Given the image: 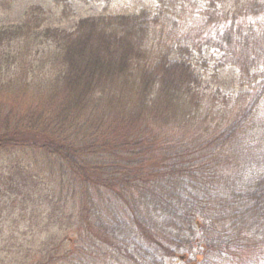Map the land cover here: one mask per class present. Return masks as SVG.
Instances as JSON below:
<instances>
[{"label":"trees","instance_id":"1","mask_svg":"<svg viewBox=\"0 0 264 264\" xmlns=\"http://www.w3.org/2000/svg\"><path fill=\"white\" fill-rule=\"evenodd\" d=\"M132 1L0 27V222L50 211L10 264H264V0ZM211 61L246 91L213 90Z\"/></svg>","mask_w":264,"mask_h":264},{"label":"rangeland","instance_id":"2","mask_svg":"<svg viewBox=\"0 0 264 264\" xmlns=\"http://www.w3.org/2000/svg\"><path fill=\"white\" fill-rule=\"evenodd\" d=\"M153 0H148L146 3L152 4ZM147 4V5H148ZM31 5H43L45 7H49L53 9V15L52 19L49 21V26L52 27H58L61 30H68L71 31L74 29L76 23L80 18L86 17V16H94L99 13H108V14H120L124 12H131V11H137L140 8H143L146 6V4H141L137 1L132 0H107L106 2H97L96 0H74V6L72 7L74 10V17L70 18V20L65 22H59L57 19L59 18V14H61L63 7L55 8L54 4H51L50 1L45 0H6L5 2H0V27H6L11 25H17L21 22L23 19L24 13L26 9ZM153 6V5H152ZM72 10V11H73ZM194 18H199L201 16V12H193ZM211 57H208L210 59ZM198 71L202 75L203 80L213 89V90H220L225 95L230 94H238L241 92L246 91L245 87H242L241 85V74L240 70L234 66H228L217 69L215 67L214 63L211 61L208 65H203L202 63L198 64ZM211 89V90H212ZM16 156H13L12 158L7 155L0 156V169H3V167L7 166V164L10 161H16ZM28 163V162H26ZM9 165V164H8ZM26 164H23V167H26ZM9 182V181H8ZM28 184V183H27ZM22 187V186H21ZM20 187V188H21ZM2 191L5 194L4 200H12L15 198L14 195H10L13 193H19L17 191L10 192L4 189L2 186ZM20 191H23L21 188ZM2 196V193H1ZM19 200H22V193L19 195ZM42 204V203H41ZM34 209L33 205L31 209H34L35 211L29 215L27 222H42L40 225H37L35 223H32L33 227L37 229L39 227L40 230H46V222H48V216L50 217V214L48 210H46L47 206L39 207ZM49 209V208H48ZM53 208H50L49 210H52ZM7 210V208H6ZM22 221H25V218H22L17 221V223H20ZM13 226H16L15 222H10ZM9 222H3L1 224L0 222V242L3 240L8 239V235L13 233V228L11 227V224ZM24 226L20 225V228L17 229L15 233H13L17 238L12 239L10 243H0V264H10L12 261V256L14 255V250L18 247L16 246L18 243L22 242L24 243H30L32 240V236L36 235V229H29ZM3 226V227H2ZM37 226V227H36ZM3 229H2V228ZM58 228V227H56ZM58 231V230H55ZM54 231V232H55ZM45 233V232H44ZM40 235V234H39ZM45 235V234H42ZM41 235V236H42ZM46 236V235H45ZM44 236V237H45ZM40 238L41 242H44V238L38 237V234L36 235V238L34 240H37ZM60 236L57 238L56 241H60ZM64 243V245H66ZM6 247V253L4 252L3 247ZM9 246L10 248H8ZM38 246V245H37ZM9 251V252H8ZM13 251V252H12ZM12 252V254H11ZM10 256L9 258H6ZM107 255L105 253H99V254H92L91 258H89L88 262L89 264H111L108 261ZM99 257V258H98ZM18 263V261L16 260ZM261 263V262H260ZM117 264V262H115ZM173 264H196L192 260L186 259L183 263H177L174 262Z\"/></svg>","mask_w":264,"mask_h":264}]
</instances>
